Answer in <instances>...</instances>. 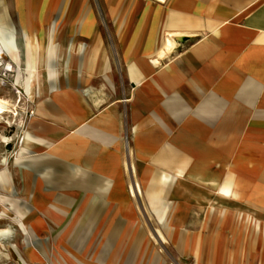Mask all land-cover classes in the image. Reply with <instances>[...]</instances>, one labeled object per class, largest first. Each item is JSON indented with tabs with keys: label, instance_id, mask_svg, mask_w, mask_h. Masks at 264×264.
<instances>
[{
	"label": "crops",
	"instance_id": "0c3cea01",
	"mask_svg": "<svg viewBox=\"0 0 264 264\" xmlns=\"http://www.w3.org/2000/svg\"><path fill=\"white\" fill-rule=\"evenodd\" d=\"M0 23L58 51L0 182L17 264H264V0H0Z\"/></svg>",
	"mask_w": 264,
	"mask_h": 264
},
{
	"label": "rangeland",
	"instance_id": "374dc122",
	"mask_svg": "<svg viewBox=\"0 0 264 264\" xmlns=\"http://www.w3.org/2000/svg\"><path fill=\"white\" fill-rule=\"evenodd\" d=\"M2 40L10 41L13 44V46H6L5 52L1 53L2 56L5 55L3 56L5 60L4 65L6 64L5 67L8 66L10 69L6 68L7 72L0 75V97L9 101V109L12 110L4 113L2 118H0V182L2 181L1 184L7 186L6 182H4L9 176L6 174L7 163L11 167L14 161V153L16 152L15 155L18 157V155L27 150V148H23V143L29 133L27 132V127L35 114L36 102L41 94L44 93V86L42 88L41 85L37 86V95L31 98L25 89L21 87V84L25 83L29 75L32 76L33 74L43 79L46 73H48L49 79H52V73L57 71L58 51L56 47H52L48 52L47 58L42 62L40 61V59L42 60L40 54L37 56L36 53L34 54L36 49L33 43L28 41L24 57L22 54L23 49L17 46L16 32L7 26H2L0 23V43H4ZM43 81L46 83L45 78ZM2 165L5 167L3 168ZM2 200H4V196L0 195V201ZM4 206L0 207V264H17L18 250L15 241L17 235L14 223H17L24 230L25 224L21 218L10 217L9 213L4 212L8 210ZM5 219H11L14 223H9ZM9 236H11L10 239L1 240Z\"/></svg>",
	"mask_w": 264,
	"mask_h": 264
},
{
	"label": "bare ground",
	"instance_id": "6f19581e",
	"mask_svg": "<svg viewBox=\"0 0 264 264\" xmlns=\"http://www.w3.org/2000/svg\"><path fill=\"white\" fill-rule=\"evenodd\" d=\"M8 43V42H7ZM10 43V42H9ZM12 45V44H11ZM31 46V45H30ZM34 46V45H33ZM5 43H0V75L4 74L7 72V69L9 68L8 66L5 67L4 62L5 60L3 59V56L5 55H1V53L4 51L5 52ZM13 52V51H12ZM6 54V53H5ZM17 54V53H16ZM31 54V53H30ZM11 58V57H10ZM7 61V60H6ZM10 61V59H9ZM14 61V60H13ZM11 61V63L14 64V62ZM18 61V58H17ZM30 62V61H29ZM10 63V64H11ZM12 64V65H13ZM15 67V66H14ZM19 67V66H18ZM7 68V69H6ZM17 68V67H16ZM10 69V68H9ZM18 70V69H17ZM30 72V71H29ZM31 73V72H30ZM49 79L48 73L47 76L45 77V79ZM44 79H40L39 77H36L34 74L32 76L29 75V78H27V81L23 84H21V87H23L26 91L27 94L30 95L31 98L35 97L37 95L36 92V87L41 85V88L45 85ZM28 82V84H27ZM43 84V85H42ZM28 85V86H27ZM38 89V88H37ZM43 90V89H42ZM45 90V89H44ZM40 103V102H39ZM14 110V109H13ZM12 111L11 109H9V101L6 100L5 98H1L0 97V118H2L4 113L10 112ZM30 133H28L27 138L25 140L28 141L30 139ZM24 144V143H23ZM23 148H26L25 144L23 146ZM23 153V152H22Z\"/></svg>",
	"mask_w": 264,
	"mask_h": 264
}]
</instances>
